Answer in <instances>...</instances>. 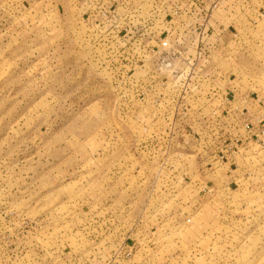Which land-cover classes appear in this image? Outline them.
Masks as SVG:
<instances>
[{"label":"rangeland","instance_id":"1","mask_svg":"<svg viewBox=\"0 0 264 264\" xmlns=\"http://www.w3.org/2000/svg\"><path fill=\"white\" fill-rule=\"evenodd\" d=\"M162 3L0 0V264H264V0Z\"/></svg>","mask_w":264,"mask_h":264},{"label":"built area","instance_id":"2","mask_svg":"<svg viewBox=\"0 0 264 264\" xmlns=\"http://www.w3.org/2000/svg\"><path fill=\"white\" fill-rule=\"evenodd\" d=\"M180 1V0H179ZM186 1V0H184ZM176 2H178V0H171L170 1H166L164 0V3L161 4V6H163L164 4L168 3L170 8L173 9V11H178V10H185L187 13H190L193 16H198V15H207L209 9H206L205 6L201 5V0H190L187 3H178L176 4ZM206 22L207 21H203ZM196 24H199V27H202L203 24H200V22H196L195 26H197ZM209 24H207L208 26ZM215 32H212L210 36L207 37V40H213V42L215 43L214 39L215 37ZM206 37H203V39ZM166 45V44H165ZM178 56H181L182 53H178ZM175 56L177 54H174ZM177 57V56H176ZM203 59V57H202ZM201 59V61H202ZM169 61V57H166L164 62ZM207 59L203 60V63H206ZM201 67H205V65H202ZM212 82H214V84L218 85L216 83L215 80H212ZM183 87H180L179 85L177 86V90L178 88L180 89V92L183 91L184 86H186L185 82L183 81V83L181 84ZM218 90V89H216ZM219 109L217 112H215V115L220 116L221 113L223 112V115H229L231 114H239L240 116H244V113H242V106L237 103V102H233L228 100V102L225 103H221V105H218ZM222 111V112H221ZM220 115H219V114ZM164 119L168 122L169 120H167L168 118L164 117ZM224 123L226 124V122L224 121ZM239 124V125H238ZM261 124V123H260ZM227 125V124H226ZM264 127H257L254 126L253 124H251L250 122L243 120L242 122L237 121L235 124L233 123V125L229 124L225 127L224 135H217V137H219L220 139H227L230 141V144L226 146L225 150L223 149H217V150H211V152H214V155H218L220 160L225 161V159H228V157L230 156H234L237 153L240 152V149L242 147H244L246 145V143L248 141H253L255 143H263V137H264ZM224 156V157H223ZM218 161V160H217Z\"/></svg>","mask_w":264,"mask_h":264}]
</instances>
